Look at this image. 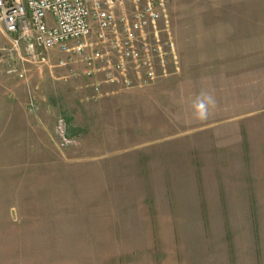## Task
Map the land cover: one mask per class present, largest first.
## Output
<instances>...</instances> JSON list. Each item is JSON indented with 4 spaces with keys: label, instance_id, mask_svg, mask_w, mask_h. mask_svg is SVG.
<instances>
[{
    "label": "rangeland",
    "instance_id": "1",
    "mask_svg": "<svg viewBox=\"0 0 264 264\" xmlns=\"http://www.w3.org/2000/svg\"><path fill=\"white\" fill-rule=\"evenodd\" d=\"M160 24L167 69L99 92L106 74L72 76L56 50L34 64L0 30V264H264V0H171ZM174 143L213 149L202 183L118 166Z\"/></svg>",
    "mask_w": 264,
    "mask_h": 264
},
{
    "label": "built area",
    "instance_id": "2",
    "mask_svg": "<svg viewBox=\"0 0 264 264\" xmlns=\"http://www.w3.org/2000/svg\"><path fill=\"white\" fill-rule=\"evenodd\" d=\"M171 0H0V27L13 49H24L34 64L50 51L68 54L61 65L80 62L83 73L106 74L102 84L147 86L175 59L173 38L161 27ZM164 34V35H162ZM19 78L26 71L13 69Z\"/></svg>",
    "mask_w": 264,
    "mask_h": 264
},
{
    "label": "crops",
    "instance_id": "3",
    "mask_svg": "<svg viewBox=\"0 0 264 264\" xmlns=\"http://www.w3.org/2000/svg\"><path fill=\"white\" fill-rule=\"evenodd\" d=\"M2 28L0 27V30ZM174 41L176 45V54L178 58V46H180V43L178 42V28L174 31ZM24 48V46L22 47ZM180 58L182 63L181 66H187L189 65L190 59L188 56H183V54L180 55ZM18 70H23V68H15ZM182 69H185V67H182ZM172 117V114H171ZM160 119L162 125L161 130H165L162 134V136L165 139H169L166 137L170 138H180L182 136V131H178V114H173V118H168V115L162 116L160 115L158 117ZM173 128L176 129L173 130ZM210 130V129H209ZM208 129H205L204 131L201 132H206L207 134L210 132ZM245 143V141H244ZM243 143V144H244ZM176 144V143H174ZM173 144V145H174ZM169 145V146H160L158 148L160 149H155V148H150L146 145L145 147L142 148H136L133 150H125L127 154V163H120L118 166L120 168H131V167H136L137 169H141V175L145 177H149L150 173L147 172V168H170L174 169L176 171L171 170L170 172L163 173L162 177H168L170 179H160V180H141L143 183H169V184H175V183H190V184H200L202 183V180L200 179L201 177L206 176L204 171L200 172L199 169H204V168H211L213 164L208 163L209 161V153L212 152V148L201 146L200 145L197 148H193V150L188 153L185 148L182 147L180 144L174 145ZM246 145V143H245ZM147 148V149H146ZM149 148V149H148ZM154 161H159L158 163H155ZM153 162V163H151ZM140 171V170H139ZM140 173V172H139ZM178 173V174H177ZM176 179L173 175H176ZM152 175V174H151ZM154 176V175H152ZM173 177V179H172ZM152 218V224L154 225L155 229L157 226L159 227V222L156 217H150ZM186 222V221H184ZM183 221L179 219L174 221V226L178 227V231H183L182 225Z\"/></svg>",
    "mask_w": 264,
    "mask_h": 264
}]
</instances>
